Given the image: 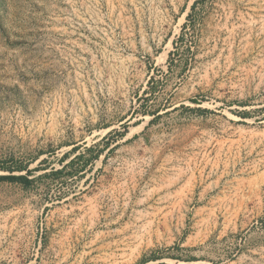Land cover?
Listing matches in <instances>:
<instances>
[{"label": "rangeland", "instance_id": "1", "mask_svg": "<svg viewBox=\"0 0 264 264\" xmlns=\"http://www.w3.org/2000/svg\"><path fill=\"white\" fill-rule=\"evenodd\" d=\"M194 1L0 0V264H264V0Z\"/></svg>", "mask_w": 264, "mask_h": 264}, {"label": "trees", "instance_id": "2", "mask_svg": "<svg viewBox=\"0 0 264 264\" xmlns=\"http://www.w3.org/2000/svg\"><path fill=\"white\" fill-rule=\"evenodd\" d=\"M203 1V0H201ZM199 1L198 0H195L194 3L192 4V8H195L196 4L198 3ZM110 133H112V131H110ZM120 136H124L126 133L123 131V132H120L119 133ZM114 147H110V143H106V147L104 149H99L96 153L93 154V157L91 156V158H98L99 155L101 153H103L105 150L108 149V151H111ZM78 147H74L73 150H77ZM87 150L88 151H93L94 150V147L90 146V147H87ZM69 152L65 153L63 158L60 160L61 163H63V166L61 169H54L52 171V174H55V175H58L60 174L61 172L64 171V169L66 167H68L69 165L73 164L75 162V159L78 157V158H81V157H84V154H78L76 155L75 157H73L72 159H70L67 163H64L65 160L69 157ZM25 169L27 170V173L25 174H15L13 173L12 170H10V173L9 174H6V175H0V181L2 180H5V181H10V182H18L20 184H22V186L26 187V186H29L30 183L33 181V178L30 177V173L33 171L32 169H28V167H25ZM82 171V170H81Z\"/></svg>", "mask_w": 264, "mask_h": 264}]
</instances>
